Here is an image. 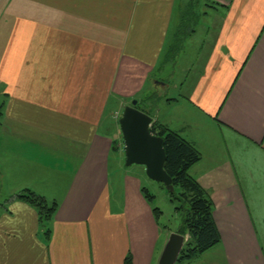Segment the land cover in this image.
<instances>
[{
	"label": "crops",
	"instance_id": "crops-1",
	"mask_svg": "<svg viewBox=\"0 0 264 264\" xmlns=\"http://www.w3.org/2000/svg\"><path fill=\"white\" fill-rule=\"evenodd\" d=\"M6 3L0 264H158L167 241L158 253L152 217L134 224L132 205L113 209L109 165L123 151L115 117L173 59L189 0H9L10 14ZM201 3L217 13V33L198 48L183 104L167 99L172 116L150 115L200 154L189 175L211 201L220 243L186 264H264V0ZM27 190L57 203L48 242L17 199Z\"/></svg>",
	"mask_w": 264,
	"mask_h": 264
},
{
	"label": "rangeland",
	"instance_id": "rangeland-1",
	"mask_svg": "<svg viewBox=\"0 0 264 264\" xmlns=\"http://www.w3.org/2000/svg\"><path fill=\"white\" fill-rule=\"evenodd\" d=\"M11 8L9 0H7L6 5L3 6L5 14H10L12 12ZM184 12L183 8L182 12L177 14L176 31L171 36V40L173 37L172 42H174L178 33L176 49H173L170 53L173 59L171 62L164 63L161 70H155L151 77L152 81L148 85V91L139 92L133 98L125 101L127 107L138 108L139 111L149 112L155 109L152 112V117L155 120L158 117L160 119L170 117L174 114V110L178 109V105L175 104L168 107L166 105L167 99L177 98L179 99V104H183L180 97L185 95L186 91L184 88L187 90L183 85L185 77H188V74L189 77L196 76L203 58L201 56L204 53V47L198 48L201 46L202 41H212L213 36L217 33L219 23L217 13L207 9L201 2L199 5L194 6L193 10L188 9L186 13ZM183 17L186 21L181 22V19H184ZM6 23L7 21L4 22V24ZM0 24H3L2 21H0ZM181 24L182 28H180ZM156 84L164 85V87H156ZM0 103H2L1 99ZM153 105H156V108ZM119 115L115 119L122 116ZM122 152L120 153V161H117L115 153H112L110 157L111 205L113 209L116 207L124 209L132 205L134 224L146 222V215L150 219L152 217L158 226L160 234L159 253L163 243L168 240L171 234L180 233L185 212L181 209V202H172L170 200L168 192L161 184L147 178L143 166H126ZM146 195L149 196V199L146 198ZM155 211H158L159 214ZM185 236H188V234ZM200 255L193 260L200 257ZM186 262L182 261L176 264H186Z\"/></svg>",
	"mask_w": 264,
	"mask_h": 264
},
{
	"label": "trees",
	"instance_id": "trees-1",
	"mask_svg": "<svg viewBox=\"0 0 264 264\" xmlns=\"http://www.w3.org/2000/svg\"><path fill=\"white\" fill-rule=\"evenodd\" d=\"M200 2L201 0H189L188 5L184 8V13L188 9L193 10V7L199 5ZM182 21H186V19H181ZM182 24L180 28H182ZM177 43L178 33L169 53L176 49ZM141 112L151 117V110L149 112L141 110ZM150 132L163 140L162 146L166 157L164 171L171 179L174 190L172 194L168 192L169 198L172 202H181V209L185 212L180 234L183 236L188 234V239L177 262L189 261L220 243V237L213 221L211 201L205 191L189 175L190 168L199 162L200 154L178 134L169 131L158 122H153ZM122 155L124 157L123 152ZM146 198L149 199V196L146 195ZM17 199L35 209L39 220L40 236L45 242H48L51 231L50 221L56 212L57 203H49L44 197L28 190L19 195ZM155 212L159 214L158 211ZM124 264H132L130 257L125 259Z\"/></svg>",
	"mask_w": 264,
	"mask_h": 264
},
{
	"label": "water",
	"instance_id": "water-1",
	"mask_svg": "<svg viewBox=\"0 0 264 264\" xmlns=\"http://www.w3.org/2000/svg\"><path fill=\"white\" fill-rule=\"evenodd\" d=\"M118 124L123 139L125 165L143 166L148 179L163 185L172 194L171 179L164 171L166 157L163 140L150 132L152 118L134 107H126ZM187 239L188 236L179 232L171 234L158 264H176Z\"/></svg>",
	"mask_w": 264,
	"mask_h": 264
}]
</instances>
